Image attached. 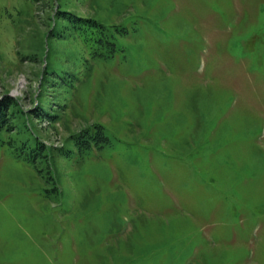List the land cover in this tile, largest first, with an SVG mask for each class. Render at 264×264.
<instances>
[{
  "label": "rangeland",
  "instance_id": "obj_1",
  "mask_svg": "<svg viewBox=\"0 0 264 264\" xmlns=\"http://www.w3.org/2000/svg\"><path fill=\"white\" fill-rule=\"evenodd\" d=\"M6 92L0 264H264V0H0Z\"/></svg>",
  "mask_w": 264,
  "mask_h": 264
},
{
  "label": "trees",
  "instance_id": "obj_2",
  "mask_svg": "<svg viewBox=\"0 0 264 264\" xmlns=\"http://www.w3.org/2000/svg\"><path fill=\"white\" fill-rule=\"evenodd\" d=\"M62 12L63 14L66 13L65 11ZM66 14L71 16L70 13ZM101 39L102 38L97 37V40ZM44 80L45 76L40 80L41 89ZM17 100L16 97L8 95V92L0 96V145H6L8 148L15 150L17 156L22 157L24 160L28 159L34 164H36L38 158L43 159L49 169V161L47 160L48 154L46 153H49V150L41 140H38V137L35 136L32 145L29 143L28 139H21L14 136V133L17 132L15 131L16 125L19 127L22 123L18 122L19 120L17 118ZM23 126H25L24 122ZM95 128L97 130V135H88V139H81V144L88 146L91 140L99 139L98 128Z\"/></svg>",
  "mask_w": 264,
  "mask_h": 264
}]
</instances>
